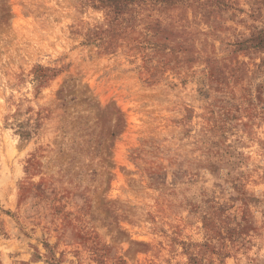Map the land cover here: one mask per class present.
Here are the masks:
<instances>
[{
	"label": "rangeland",
	"instance_id": "374dc122",
	"mask_svg": "<svg viewBox=\"0 0 264 264\" xmlns=\"http://www.w3.org/2000/svg\"><path fill=\"white\" fill-rule=\"evenodd\" d=\"M0 264H264V0H0Z\"/></svg>",
	"mask_w": 264,
	"mask_h": 264
}]
</instances>
